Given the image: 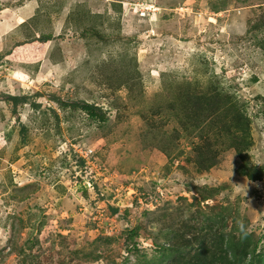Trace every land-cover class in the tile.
Wrapping results in <instances>:
<instances>
[{
    "label": "rangeland",
    "instance_id": "374dc122",
    "mask_svg": "<svg viewBox=\"0 0 264 264\" xmlns=\"http://www.w3.org/2000/svg\"><path fill=\"white\" fill-rule=\"evenodd\" d=\"M208 206L264 252V0H0V264H134Z\"/></svg>",
    "mask_w": 264,
    "mask_h": 264
},
{
    "label": "trees",
    "instance_id": "16d2710c",
    "mask_svg": "<svg viewBox=\"0 0 264 264\" xmlns=\"http://www.w3.org/2000/svg\"><path fill=\"white\" fill-rule=\"evenodd\" d=\"M46 39H51V36H47ZM8 99L14 107L26 101V98L21 96H9ZM65 105L62 103V106ZM77 107L92 118L100 121L106 119L105 112L95 104L85 101L77 104ZM241 124L243 126L245 122L236 120L237 127ZM254 173L256 171L252 170L249 177L253 180L258 179ZM207 199L209 197L205 196L204 200ZM208 208L212 212L203 218V222L206 223L207 241L199 242L198 236H195V239L185 236L186 234L176 228L166 230L155 236L163 238L164 243H159L158 238L152 242L155 253L152 256L144 253L134 264H264V252L259 250V240L256 236L244 226L228 228V216L225 214L217 216L213 214V210H217L216 207ZM221 209L230 210L228 207ZM139 236L138 229L131 230L127 236L125 248L128 255L140 256L141 245L137 241ZM23 251L22 249L21 252Z\"/></svg>",
    "mask_w": 264,
    "mask_h": 264
}]
</instances>
